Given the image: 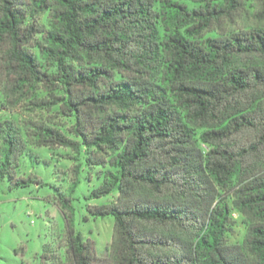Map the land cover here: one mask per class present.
<instances>
[{
    "label": "trees",
    "instance_id": "1",
    "mask_svg": "<svg viewBox=\"0 0 264 264\" xmlns=\"http://www.w3.org/2000/svg\"><path fill=\"white\" fill-rule=\"evenodd\" d=\"M0 97L22 117L0 121V177L41 186L21 157L68 149L73 192L82 157L106 264H264V0H0ZM61 244L97 261L69 225Z\"/></svg>",
    "mask_w": 264,
    "mask_h": 264
},
{
    "label": "rangeland",
    "instance_id": "2",
    "mask_svg": "<svg viewBox=\"0 0 264 264\" xmlns=\"http://www.w3.org/2000/svg\"><path fill=\"white\" fill-rule=\"evenodd\" d=\"M237 26L253 24L250 15L236 21ZM0 97V121L21 119L15 112L2 110ZM69 127V124L60 121ZM66 123V124H65ZM203 150H207L202 146ZM38 156V157H37ZM75 154L68 149H35L30 158L23 155L17 176L33 177L41 186L29 183L25 188L11 189L7 178L0 177V264H59L63 262L64 243L68 237V225L83 238L95 243L97 261L106 264L107 250L113 233V218L89 217L88 205H100L107 198L87 202L88 193L100 186L102 180L96 170L88 168L83 158L78 164L79 174L73 192H69L70 174ZM38 158V159H36ZM67 198L68 208L61 209L59 200ZM112 200V199H110ZM67 217V218H66ZM234 233L228 236L230 243L239 242L244 228L237 215ZM61 264V263H60Z\"/></svg>",
    "mask_w": 264,
    "mask_h": 264
}]
</instances>
